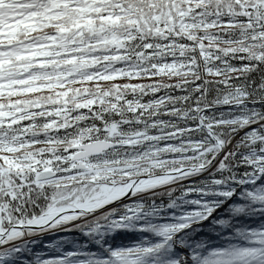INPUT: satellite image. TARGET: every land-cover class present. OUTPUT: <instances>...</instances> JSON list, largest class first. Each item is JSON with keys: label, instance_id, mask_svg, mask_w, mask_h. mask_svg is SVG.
I'll return each instance as SVG.
<instances>
[{"label": "trees", "instance_id": "1", "mask_svg": "<svg viewBox=\"0 0 264 264\" xmlns=\"http://www.w3.org/2000/svg\"><path fill=\"white\" fill-rule=\"evenodd\" d=\"M242 100L264 101V0H0V229L68 205L73 187L91 198L206 164L218 148L198 118L234 163L26 229L0 264H264V102L218 107ZM95 139L118 142L89 158L111 172L34 181Z\"/></svg>", "mask_w": 264, "mask_h": 264}, {"label": "water", "instance_id": "2", "mask_svg": "<svg viewBox=\"0 0 264 264\" xmlns=\"http://www.w3.org/2000/svg\"><path fill=\"white\" fill-rule=\"evenodd\" d=\"M257 103H260V102H258V101H255V102L238 101V102H233V103H230L228 105H222V106H218V107L238 106L241 104H257ZM199 125L206 130L207 134L214 141V143L216 144V146L218 148V152L216 154H214L206 164H204L202 166H181L179 168L169 169V170H165L163 172L133 177L130 180L129 185L125 186L121 190V193L118 194L113 199H108V195H107L98 204H96L92 207H89V208L88 207H83V208L69 207V208L56 209L53 211H47L43 214L37 215L25 223H20L17 225H15V224L10 225L9 227L0 231V246L11 242L10 240L6 241V239H5L6 235L9 232L17 231L20 234L19 229L21 227L29 228V229H37V230H46V229H49V228L53 227L54 225H58V224H61L62 226L73 224V223H76V222H78V221H80V220H82L88 216L94 215V214L99 213L103 210H106L110 207H113V206H115L121 202L127 201L137 193H142V192H146V191H153V190L159 189L161 187H164L165 185L170 184L177 177L185 176L187 174L202 173L204 170H206L209 167V165L212 162L215 161V159L217 158V156L221 152L222 145L219 141H217L214 138L210 128L201 124L200 120H199ZM116 145H117V143L115 141L98 139V140H94L91 142H86V143H82V144H78V145L68 146V147L63 149V152H69L71 150H75V152L70 157V161H73V160L82 159L83 157H88V156L100 154L101 152L107 151L109 148L114 147ZM77 168H83L85 170H88V167L84 166L83 164H76L72 168H69L67 171H71V170L77 169ZM56 174H57L56 170H51V169L38 170L34 174V180L36 182L44 181V180H47V179L54 177ZM156 177H163L164 180H162L161 182H158V183L152 182V183L146 184L145 187L139 186L140 182L147 181L151 178H156ZM61 221H64V222H61Z\"/></svg>", "mask_w": 264, "mask_h": 264}, {"label": "rangeland", "instance_id": "3", "mask_svg": "<svg viewBox=\"0 0 264 264\" xmlns=\"http://www.w3.org/2000/svg\"><path fill=\"white\" fill-rule=\"evenodd\" d=\"M115 128H110L109 130H107V134L108 135H112L113 133H114V130ZM159 136H161V135H159ZM142 139L140 138V136L139 135H137V134H133V135H130V136H126V139L124 140V142L125 143H134V144H136L137 142H139V141H141ZM234 140V138L232 139V141ZM50 145L52 144V143H49ZM163 147V146H162ZM232 152H233V147H231V145H230V142L229 141H227L226 142V144L224 145V148H223V146H222V149H221V153L217 156V158L215 159V161L213 162L215 165L216 164H224V165H230L231 164V154H232ZM64 159V158H63ZM59 160H61L60 159V156L58 157V156H55V157H53V161H54V164H53V166L52 167H49L48 169H50L51 168V170H56L55 168H58L59 166H57L56 164L58 163V161ZM22 167H28V166H22ZM88 167V166H87ZM104 168H109V166H99V165H94V164H92L91 166H89L88 167V170H86V171H84V172H82V173H79V174H77V175H75V176H73V177H71V178H81V177H85V176H87V173L89 172V174H100V173H104V172H111V170H109V169H107V170H104ZM120 167H118L117 169H119ZM126 168V171H124L122 174H126V175H128V169L127 168H129L128 166H126L125 167ZM208 169V168H207ZM206 169V170H207ZM37 170H40V169H37ZM36 170V171H37ZM206 170H204V171H206ZM56 171H58V170H56ZM203 171V172H204ZM35 172V171H34ZM202 172V173H203ZM198 174H200V173H198ZM192 175H194V174H192ZM186 176V175H185ZM71 178H68V179H71ZM133 178V177H132ZM132 178H128L123 184H121V185H106V184H100L97 188H98V190H97V192L93 195V196H91V198L90 197H83V199H80V195H78V194H76V188H72V190L68 193V194H66L65 196H64V198H68L69 199V202H68V205H65V206H63V207H66V208H69V207H79V208H83V207H92V206H94V205H96V204H98L103 198H105L107 195H108V193H107V189H114V190H116L117 188L118 189H120V190H122L125 186H128L129 185V183H130V180L132 179ZM67 179V180H68ZM175 180V179H174ZM173 180V181H174ZM59 181H61L60 179L59 180H53V179H50L49 181H47V182H45V183H47V184H57ZM172 181V182H173ZM41 182H43V181H41ZM171 182V183H172ZM170 183V184H171ZM169 185V184H168ZM166 186V185H165ZM110 187V188H109ZM146 192H151V191H146ZM62 199H63V197H62ZM96 201V202H95ZM63 207H60V208H57V209H61V208H63ZM49 211H53V210H49ZM104 211V210H103ZM102 212V211H101ZM97 214V213H96ZM95 215V214H94ZM91 216H93V215H91ZM88 217H90V216H88ZM88 217H86V218H88ZM85 219V218H84ZM83 220V219H82ZM81 221V220H80ZM79 222V221H78ZM77 223V222H76ZM74 224V223H73ZM69 225H72V224H69ZM69 225H66V226H62V225H55V226H59V228H64V227H67V226H69ZM54 226V227H55ZM53 227V228H54ZM26 229H29V228H24V227H21L20 229H19V232H20V234L18 233L17 234V236H16V238L13 240V241H11L10 242V244H12V243H14V242H16V241H18L19 240V237L20 236H22L23 235V233L25 232V230Z\"/></svg>", "mask_w": 264, "mask_h": 264}, {"label": "flooded vegetation", "instance_id": "4", "mask_svg": "<svg viewBox=\"0 0 264 264\" xmlns=\"http://www.w3.org/2000/svg\"><path fill=\"white\" fill-rule=\"evenodd\" d=\"M112 128H115V126H112ZM115 131V129L113 130ZM27 140V138H20V141H25ZM44 142H48L46 140H43V144H45ZM49 142L52 143L51 145H46L47 148H51L53 153H57L58 150L60 149V145L56 142H53L52 139H49ZM78 144H81V142H78V143H74V144H69V145H65L62 147V153L63 155H59L60 156V159L58 161V163L56 164L57 166H59L58 168H55L56 170H58V174L53 178V180H62L64 178H66L67 176L68 177H73L79 173H82L86 170H84L83 168H77V170H74V171H71L69 173H67V169L70 168V167H73L75 166L76 164H83L84 166H88V163H89V156L88 157H83L82 159H79V160H73V161H70V156L75 152V150H71L69 152H63V148L67 147V146H71V145H78ZM64 158V159H63ZM51 169V168H50ZM50 180V179H49ZM49 180H46V181H49ZM44 181V182H46Z\"/></svg>", "mask_w": 264, "mask_h": 264}, {"label": "bare ground", "instance_id": "5", "mask_svg": "<svg viewBox=\"0 0 264 264\" xmlns=\"http://www.w3.org/2000/svg\"><path fill=\"white\" fill-rule=\"evenodd\" d=\"M180 177H181V176H180ZM162 180H164L163 177L151 178V179H149V180H147V181L140 182V183H139V186H140V187H145L146 184H149V183H152V182H153V183H154V182H157V183H158V182H161ZM107 193H108V199H113V198H115L118 194L121 193V190H120V189H117V190H114V189H107ZM61 222H64V221H61ZM58 225H61V224H58ZM17 234H18L17 231H11V232H9V233L6 235V237H5L6 241H8V240H10V241L14 240V239L16 238Z\"/></svg>", "mask_w": 264, "mask_h": 264}]
</instances>
